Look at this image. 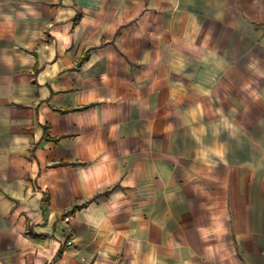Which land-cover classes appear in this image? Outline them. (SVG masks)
<instances>
[{"label":"crops","instance_id":"crops-1","mask_svg":"<svg viewBox=\"0 0 264 264\" xmlns=\"http://www.w3.org/2000/svg\"><path fill=\"white\" fill-rule=\"evenodd\" d=\"M0 264H264V0H0Z\"/></svg>","mask_w":264,"mask_h":264}]
</instances>
